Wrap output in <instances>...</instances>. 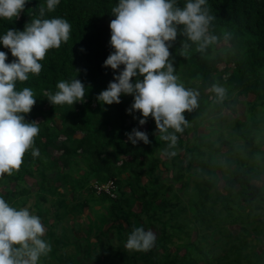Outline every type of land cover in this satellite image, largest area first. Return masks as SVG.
Listing matches in <instances>:
<instances>
[{
  "label": "trees",
  "instance_id": "trees-1",
  "mask_svg": "<svg viewBox=\"0 0 264 264\" xmlns=\"http://www.w3.org/2000/svg\"><path fill=\"white\" fill-rule=\"evenodd\" d=\"M184 2L178 0L180 5ZM117 3L60 0L55 11L45 13L43 18L60 17L71 24L70 39L59 49L49 50L40 61L43 67L38 76L29 74L27 81L16 85L17 90L31 88L36 98L25 119L38 122L34 147L40 155L34 158L29 150L20 170L2 177L13 188L0 192V197L16 208L27 204L32 195L35 198L32 207L46 228L44 239L52 246L40 264H264V183H255L264 173V0H207L216 17L213 32L233 34L231 41L221 40L218 45L222 47L210 49L207 57L194 50L188 59L177 55L183 40L178 35L170 49L177 74L186 87L198 88L201 97L200 108L185 113L190 127L178 134L173 157L164 152L166 142L154 135L156 125L151 117L141 128V114L126 111L133 102L131 95H122L120 103L111 105H101L96 99L114 77V71L102 65L114 51L109 44V23L115 18L111 9ZM42 5L46 6V0H28L18 18H0V36L8 28L23 30L26 23L41 18ZM0 51L8 53L6 62L15 59L2 44ZM75 77L86 87L85 102L50 104L44 93H55L59 81ZM216 81L229 91L223 106L211 101L210 85ZM238 105L244 107L243 120L234 116ZM222 107L229 114L214 122L219 128H211L212 134H200L198 129L211 111ZM133 128L146 131L151 143L133 145L126 135ZM160 166L170 171L166 178L156 173ZM72 169L83 172L74 179ZM26 176L37 182L36 192H31ZM109 181L112 195L94 188V182ZM67 190L73 194L71 201L65 198ZM83 190V200L76 201ZM49 195L57 197L51 202L53 223L43 206ZM182 195L187 196L185 202ZM137 202L140 208L135 212L132 206ZM85 207L96 213L95 220L82 228L72 227L73 241L56 237V223L81 214ZM105 224L117 243L103 231ZM228 224H239V232L222 234ZM141 226L155 230L154 248L126 251L123 243L134 227ZM77 232L83 235L76 237ZM81 241L87 243L82 250ZM69 246L73 251L68 253Z\"/></svg>",
  "mask_w": 264,
  "mask_h": 264
},
{
  "label": "clouds",
  "instance_id": "clouds-1",
  "mask_svg": "<svg viewBox=\"0 0 264 264\" xmlns=\"http://www.w3.org/2000/svg\"><path fill=\"white\" fill-rule=\"evenodd\" d=\"M27 3L28 0H0V18H18ZM59 3L60 0H46V6L39 8L41 18L32 19L23 30L8 28L0 36V44L15 58L6 62L8 53L0 51V177L18 172L29 150L34 158L40 155L34 147L40 131L38 122L25 119L36 98L31 88L17 90L16 85L27 81L29 74L38 76L43 67L40 61L49 50L59 49L69 41L71 24L67 20L43 18L46 12L55 11ZM111 14L115 18L109 23V44L114 51L102 66L110 67L114 77L96 99L101 105H111L120 103L122 95H131L133 102L126 111L139 112L140 125L151 117L156 125L154 135L166 142L164 152L173 157L177 154L178 134L190 127L185 113L200 108L201 92L181 81L170 49L179 35L183 40L176 49L177 55L188 59L194 50L207 57L210 49L221 40L231 41L233 34L213 32L216 17L207 0H185L183 5L178 0H118ZM56 89L55 93H44L53 106L85 102L86 87L76 77L59 81ZM210 92L215 105L223 106L229 98L228 88L218 81L210 85ZM126 135L133 145L139 141L151 143L147 132L137 128ZM45 234L38 215L27 207H13L0 197V264H40L41 257H46L52 248L44 239ZM155 242L153 231L134 227L124 248L150 251Z\"/></svg>",
  "mask_w": 264,
  "mask_h": 264
},
{
  "label": "rangeland",
  "instance_id": "rangeland-1",
  "mask_svg": "<svg viewBox=\"0 0 264 264\" xmlns=\"http://www.w3.org/2000/svg\"><path fill=\"white\" fill-rule=\"evenodd\" d=\"M223 45L220 44L218 45V47H222ZM223 64L220 65V67H222ZM253 96L250 95L249 99H252ZM244 99V98H242ZM229 114V110L227 108H220V110H212L211 111V114L209 115V119L198 129V132L200 134H212V129L213 128H219V125L214 123V122H219V120L217 118H220L222 115H228ZM234 116H238L239 118H241L242 120L245 118L244 116V107L241 106V105H238L237 106V113L234 115ZM56 123L59 125L60 121L58 120V118H56ZM141 128H145V125H142ZM212 128V129H211ZM77 137L80 136V133L79 134H76ZM225 148V147H224ZM224 150V149H223ZM157 155H160L159 157L161 159H165V156L164 154L162 153V151H158L157 152ZM68 170V169H66ZM72 172V178L76 179L78 174H81L83 172V170H79V173H76V172H73V169L71 170ZM157 174H159L161 177L163 178H166L169 174H170V171L166 170L163 166H160L159 167V171L156 172ZM143 182L146 181V177L143 176L142 179H141ZM25 182L30 186L31 188V192L34 193L36 192V190L38 189V184L37 182L31 178V177H28L26 176L25 177ZM257 185L261 186L263 183H264V173L261 175L260 179L257 180L255 182ZM51 184L53 185V182H51ZM179 185L177 184L175 189H177ZM193 186V183L191 182L190 184V187ZM6 188H13L10 186H7L4 184V181L2 179V177H0V192H4L6 190ZM62 190V189H60ZM70 190V189H68ZM67 190V191H68ZM64 191V190H63ZM77 196L80 194V193H76ZM82 196L79 197L78 199H76V201H80V200H83L84 198V195L86 194V191H82L81 192ZM80 194V195H81ZM72 197H73V194L72 192H69L65 195V198L68 200V201H71L72 200ZM56 196H50L49 195V201L48 202H45L44 203V209H46L48 211V213L45 215L47 216L46 218H49V222L50 223H53L54 221V218H53V212L55 211V207L52 206L51 202L56 200ZM34 199L33 198V195L30 197V199L28 200L27 204H25L23 207H27L30 212L34 215H36V211L33 209L32 207V204L34 202ZM187 199V196L186 195H182V200L185 202ZM51 200V201H50ZM139 208H140V205L139 203H135L133 206H132V209L135 211V212H138L139 211ZM94 209H98L99 210V206H96L94 207ZM245 213V211H243ZM186 216L188 217H191V213L190 212H187ZM95 217H96V213L92 210H89V208L85 207L83 212L77 216L74 217V215H69V216H66L62 221L56 223V227H55V235L56 237H68V239L70 241H73L74 240V237H73V231L74 229H72V227L74 228H78V227H84L85 224L88 223V221L90 220H95ZM43 219V217H42ZM108 224H105V226L103 227V231L107 228ZM239 228H240V225L239 224H228V225H225L222 227V234H227V232H230V233H237L239 232ZM148 230H151L155 233V230L153 228L151 229H148ZM105 234L110 237V238H113L114 235L111 233V232H108V231H104ZM83 233L82 232H77L76 233V237H79V236H82ZM193 237L196 235V232L194 231L192 233ZM113 243H117L116 240L113 238ZM90 241L92 242H95V238L94 236H90ZM222 243V242H221ZM87 245V243L85 241H81L80 244H79V247H80V250H82L83 248H85ZM125 243H123V247H124ZM154 248V247H153ZM262 247L260 246L259 247V250L261 249ZM68 250V253L69 252H72L73 251V248L72 246H69L66 248ZM171 251L174 250V246H171L170 248ZM158 252H161V250H157ZM184 252L183 249H181V251L179 252L180 254H182ZM144 254L146 255H152L150 252H144ZM143 256V254L141 255ZM215 256V254H214ZM54 264V261L52 262ZM202 264V263H200Z\"/></svg>",
  "mask_w": 264,
  "mask_h": 264
},
{
  "label": "built area",
  "instance_id": "built-area-1",
  "mask_svg": "<svg viewBox=\"0 0 264 264\" xmlns=\"http://www.w3.org/2000/svg\"><path fill=\"white\" fill-rule=\"evenodd\" d=\"M93 185H94V188H96L98 192L103 189L106 192H108L110 195H112L110 192L111 188H113V184L111 181H109L106 184H98L97 182H94Z\"/></svg>",
  "mask_w": 264,
  "mask_h": 264
}]
</instances>
